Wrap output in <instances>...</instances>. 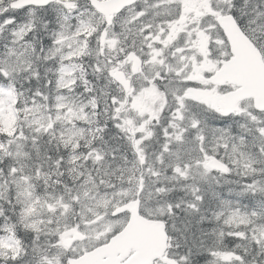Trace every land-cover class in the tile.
I'll return each mask as SVG.
<instances>
[{
  "label": "snow or ice",
  "instance_id": "obj_1",
  "mask_svg": "<svg viewBox=\"0 0 264 264\" xmlns=\"http://www.w3.org/2000/svg\"><path fill=\"white\" fill-rule=\"evenodd\" d=\"M0 264H264V0H0Z\"/></svg>",
  "mask_w": 264,
  "mask_h": 264
}]
</instances>
